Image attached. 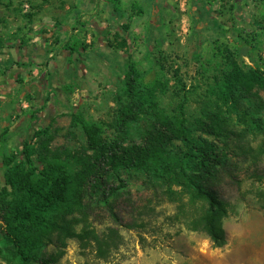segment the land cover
Returning <instances> with one entry per match:
<instances>
[{
    "label": "rangeland",
    "instance_id": "rangeland-1",
    "mask_svg": "<svg viewBox=\"0 0 264 264\" xmlns=\"http://www.w3.org/2000/svg\"><path fill=\"white\" fill-rule=\"evenodd\" d=\"M115 2L120 18L110 17L103 0H0V42L42 38L44 57L36 65L56 75V88L63 82L61 74L63 83L71 84L69 92L61 90L54 98L59 105L49 109L44 124L52 136L49 149L67 162L83 153L84 146L81 131L68 126V108L105 123L104 134L112 136L107 124L114 116L116 76L126 56L146 79L152 76L150 61H156L167 84L156 92L157 108L171 117L182 101L190 135L212 142L221 156L208 184L225 207L219 219L224 242L211 244L200 228L202 202L193 200L177 179L118 170L109 173L107 182L117 184L118 177L125 186L106 204L87 188L80 208L65 217L73 236L53 232L43 255L60 253L54 264H264V133L249 127L250 116L261 118L264 110H252L249 102L235 113L221 107V137L196 126L205 110L220 106L209 90L228 64L241 71L253 64L264 69V0ZM121 23L127 25L125 33L118 29ZM125 35L127 53L121 41ZM238 39L245 42L240 51L235 48ZM73 41L79 46L69 54L66 47ZM65 58L67 70L62 68ZM253 90L263 103L264 90ZM149 122L143 117L131 125L129 140L140 142ZM21 141L8 142V147L18 148ZM178 146L174 141L170 149ZM2 172L0 165V187ZM0 264L8 263L0 256Z\"/></svg>",
    "mask_w": 264,
    "mask_h": 264
},
{
    "label": "trees",
    "instance_id": "trees-1",
    "mask_svg": "<svg viewBox=\"0 0 264 264\" xmlns=\"http://www.w3.org/2000/svg\"><path fill=\"white\" fill-rule=\"evenodd\" d=\"M103 1L110 17H121L115 0ZM126 28L125 23L118 27L124 33ZM121 41L127 53L126 35ZM244 45L241 39L235 42L237 51ZM78 46V42L73 41L66 47L67 52H76ZM150 65L152 76L146 79L126 56L116 76L114 116L107 124L113 130L112 136L104 134L105 123L84 117L75 107L68 108V126L78 128L84 136L83 153L73 157L72 162L61 160L49 149L52 136L48 124L35 129L30 137L25 136L18 148L8 147V126L0 128V165L3 167L0 256L8 264H54L60 253L43 255V247L51 241L53 232L73 236L65 217L80 208L87 188L96 194L98 202L106 204L109 196L125 186L124 180L118 177L117 184L107 182L109 173L118 170L137 172L149 178L172 176L177 179L176 183L189 189L193 200L202 202L199 218L203 233L213 246L223 244L219 219L225 214V207L208 184L215 168L221 164V156L212 142L203 138L196 140L190 135L182 101L177 103L171 117L157 108L156 92L164 91L167 84L159 64L151 60ZM71 88L69 83L61 86L62 92H69ZM252 89L264 90L262 66L253 64L241 71L234 64H228L213 79L209 90L220 106L202 113V119L196 122L198 129L214 137L223 136L225 119L221 107L235 113L242 103L249 102L252 110H264V102ZM256 104L258 106H252ZM143 117L150 120L149 127L140 142H132L129 127ZM249 123L250 129L264 133V116H250ZM174 141L179 143L176 151L170 149ZM260 151L264 154V139ZM58 239L61 241L60 236Z\"/></svg>",
    "mask_w": 264,
    "mask_h": 264
},
{
    "label": "crops",
    "instance_id": "crops-1",
    "mask_svg": "<svg viewBox=\"0 0 264 264\" xmlns=\"http://www.w3.org/2000/svg\"><path fill=\"white\" fill-rule=\"evenodd\" d=\"M43 47L42 38L22 44L0 42V64L3 65L0 70V128L8 126L9 143L30 136L49 119V109L59 105L54 98L61 93L63 75L59 79L63 82L56 88V75L48 73L45 66L36 65L38 60H42L38 58L44 57ZM8 114L10 120L6 122ZM24 121L27 126L22 131Z\"/></svg>",
    "mask_w": 264,
    "mask_h": 264
}]
</instances>
